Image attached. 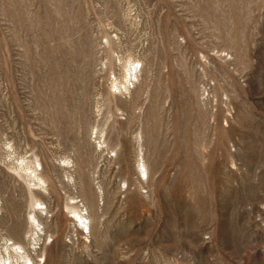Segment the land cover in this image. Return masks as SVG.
Masks as SVG:
<instances>
[{
  "label": "rangeland",
  "instance_id": "rangeland-1",
  "mask_svg": "<svg viewBox=\"0 0 264 264\" xmlns=\"http://www.w3.org/2000/svg\"><path fill=\"white\" fill-rule=\"evenodd\" d=\"M15 250L264 264V0H0V258Z\"/></svg>",
  "mask_w": 264,
  "mask_h": 264
},
{
  "label": "bare ground",
  "instance_id": "bare-ground-1",
  "mask_svg": "<svg viewBox=\"0 0 264 264\" xmlns=\"http://www.w3.org/2000/svg\"><path fill=\"white\" fill-rule=\"evenodd\" d=\"M138 64H140V61L137 60V59L129 58L126 62L124 61V63L121 66L122 70H123V73L120 75V77H118V78L114 77L111 80V85H110L111 88L114 89L115 91H118L121 94H122V91L127 92L129 90L128 84L129 83L130 84L133 83L132 81L138 78V73L141 71V68L138 67ZM142 167L145 168V165L143 164ZM19 168H20L21 171H23L25 173V176L27 178H29V181H33V179H35V178L38 179V176L36 175L35 170H33L30 166H21ZM144 172H146V170H144ZM70 209L72 210V212L74 214V217L81 224V226H83L84 228L85 227L88 228V230L90 231V226H89V223L87 222L88 217L86 215H84V214H81L76 209L75 206H71ZM31 220H32L31 223L30 222H28V223L31 225V227H33L32 230H34L35 223H36L37 226H39V221H38V219H37L35 214H34V216H33V218ZM15 244L16 243H14V242L12 243L13 246ZM18 248H21V246L18 247ZM13 249H14V247H13ZM6 250H8V252H9V247H7ZM18 250H20V249H18ZM17 251L15 250V253L17 255V263H19L20 260H21L22 264H32V260H31V258L29 256V254L26 253V254L23 255L25 250H24V252L22 254L19 251L18 252ZM8 259H9V257L8 258H5V257L0 258V264H7L6 261ZM18 260H19V262H18Z\"/></svg>",
  "mask_w": 264,
  "mask_h": 264
}]
</instances>
